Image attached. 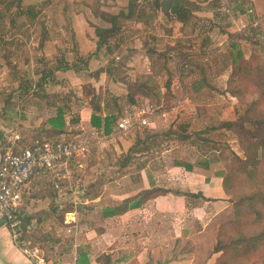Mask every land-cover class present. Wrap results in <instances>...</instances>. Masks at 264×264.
Segmentation results:
<instances>
[{
	"label": "crops",
	"instance_id": "0c3cea01",
	"mask_svg": "<svg viewBox=\"0 0 264 264\" xmlns=\"http://www.w3.org/2000/svg\"><path fill=\"white\" fill-rule=\"evenodd\" d=\"M234 1L242 5L249 4L247 8L253 6L254 14H248L245 10L238 20L232 19L225 27L215 25L214 31L217 29L219 32L213 36L207 33L210 39L204 36L208 39L205 46L209 49L220 46L224 52L223 45L228 42L234 44L229 49L231 61L225 73L218 70L211 75L201 66L198 69L197 64L191 60L193 53L190 49L181 51L178 42L167 43L177 46L167 51L177 52L179 82H174L175 75L167 67L171 85L165 87L168 93L178 96L167 103L165 95H157L156 103H150L156 111L144 117L146 124L137 122L127 132L117 133L111 129L108 134L101 128L90 127V99L93 93L101 95L102 117L115 113L117 108L121 110V117L130 112L128 108L139 105V98L144 91L142 88L147 89L145 85L135 86L130 94L120 82L106 79L105 71L108 69L103 64L108 62L105 54L113 53L109 46V39L113 36L108 39V45L100 48L89 60L85 58L73 63L67 61L68 51L60 49L56 46L59 45L57 42L45 37L43 46L38 47L40 60L48 54L51 57L52 54L60 53L59 63L68 65L69 69L54 71L41 86L36 85L38 82L31 86L35 89L30 86L18 88L20 109L17 116L22 125L21 131L10 127L9 102L2 104L0 157L3 140L12 131H16L22 138L24 134H29L52 140L71 139L84 135L82 131H85L90 146L88 161L80 166L75 165L72 179L62 182L59 190L53 189L40 176H36L23 188V202L19 209L22 239L30 241L31 247L34 245L33 235L38 246L42 243L50 244L47 248L39 246L44 264L212 263L211 257L214 254L211 251L218 231V220L225 221L233 214L232 202L223 188V173L230 156L236 152L233 147L235 135L226 129L211 127L221 121L236 118L232 109L235 99L227 94L228 100L201 101L200 94L204 91L223 92L227 87L235 57V40L231 41L229 34L239 36L236 41L242 43L241 52L244 57H248L253 48L261 55L262 50L257 46L264 43V24L260 28H251L256 18L264 17V0ZM16 3H26L28 7L32 5L38 11L44 2L17 0ZM191 9L195 16H199L194 7ZM35 10L32 11L36 13ZM78 11L81 12L79 15L82 20H73L74 43L78 54L87 57L96 50L97 36L94 28L86 21V13ZM116 14L112 12V15ZM176 22L182 31L191 26L190 20L186 24ZM100 26L109 27L110 24ZM118 26L121 30V19ZM192 28L197 31L195 26L192 25ZM114 39L119 41L117 37ZM0 40L2 44H8L9 38L0 37ZM222 41L224 43L220 44ZM187 44L190 46L191 43ZM163 57H167L166 53ZM100 59L104 63L96 65L95 62L98 64ZM186 65L192 69L194 67L199 73L192 69L183 73ZM60 71H64L65 76L75 78L85 77V71L86 77L90 78L92 93L79 110H73V102L67 97L44 89V85ZM191 71L197 77H193ZM106 91L107 99L104 97ZM120 91L122 94L125 92L130 105L124 106L119 101L122 97ZM36 93H43L46 97L41 98ZM112 95L116 97L117 106L112 102ZM59 109L64 114L60 124L54 126L48 119L54 118ZM151 189L159 191L139 207L121 211L125 199ZM21 245L13 239L6 225H0V264H39L23 252Z\"/></svg>",
	"mask_w": 264,
	"mask_h": 264
},
{
	"label": "rangeland",
	"instance_id": "374dc122",
	"mask_svg": "<svg viewBox=\"0 0 264 264\" xmlns=\"http://www.w3.org/2000/svg\"><path fill=\"white\" fill-rule=\"evenodd\" d=\"M40 1L44 3L37 11L32 5L29 7L25 5L26 3L18 5L16 3L17 0H0V37L9 38V41H7L8 44H2L0 40V109L5 101L9 102L11 112L9 114V124L12 130H14V128H19L21 131L22 127L17 116L19 113L18 110L20 109V92H18V88H28L29 86L35 85L39 77L54 68L61 59V54L58 53L52 54L51 57L48 54L44 59L40 60V55L37 54V42L41 37L42 26L44 25L43 28L45 27L46 39L57 42L59 45L56 44V46L69 52V54H67L68 63L80 62L82 59L86 58V55L83 56L78 54L77 45L74 43L75 33L72 28L74 19L79 18L82 20V16L79 15L81 12L78 10H81L82 14L86 13L85 17L87 23L91 22L98 25L107 24V26L109 23L105 21V17L112 15V12L117 14L121 11L124 13L129 12L127 6L129 0ZM157 2H159V0H139L135 2L131 9L133 12L130 18H122L121 30L118 33L116 32L117 34L112 35L114 38L117 37L119 41H116L113 37L109 39V46L112 48L113 53L112 55L105 54V58L108 59V62L104 63L102 59H100L98 64L95 62L96 65H102L104 63L103 67L106 66L108 69V71H105L107 75L106 79H115V82H120V85L125 87L128 93L135 90V86L145 85L147 87V89L142 88L144 91L140 96L141 98H139V105L137 107L128 108V111L139 107H148L151 105L150 103H156L157 95L161 97L165 95L167 103L172 102L178 96H173L167 92L165 79L161 74L162 70L160 69V64L162 58L160 53H166L167 59L164 58L166 60V66L171 70L172 74L175 75L174 82H179L177 77L178 68L176 67L178 55L175 50H166L167 43L172 44L178 42L179 45H181V51L190 49L193 53L191 60L197 64V68L201 66L207 69L211 75L216 74L218 70L225 73L231 61L229 51L232 47L231 42H228L227 45H223L225 47L224 52L220 46L209 49L205 44L208 42V39H210L209 34L212 33L213 36L215 32H219L217 29L214 31L215 25L225 27L224 25L231 23L232 19L238 20L239 16L249 9L247 8L249 4L246 5L243 3L242 5L237 1L233 2V0H172V6L168 12H165L167 14H165L161 11L162 7H158L156 4ZM174 5H187L197 10L199 16H194L189 22L191 25L190 27H192V25L195 26L197 31H194V28L190 29V27L184 28L183 31L180 30L181 28L176 22L173 13L170 12ZM223 6H225V11H221ZM251 8L253 9V6ZM32 10L37 12L35 13ZM247 13L254 14L253 12ZM202 14L206 16H201ZM263 24L264 23H260L259 26L252 25L253 27L248 26V28H260ZM204 36H206V38L208 37V39L204 38ZM144 41L148 42L147 46L144 45ZM188 42L191 43L190 46L187 44ZM223 43L224 41L220 44ZM241 44V42L238 43V41H235V53L233 54H236L237 51H242ZM193 45L195 47H192ZM52 46L51 44V47ZM148 48L154 49L155 52L147 51ZM257 48L262 50L260 58L261 66L264 70V43L257 46ZM95 51L98 52L97 48ZM112 58L113 60H111ZM83 64L84 62L82 66ZM79 65L81 66V64ZM83 69H85L84 66ZM99 69L100 67L94 71L96 72ZM190 69H192V67L189 65L184 66L183 73L190 71ZM192 70L196 71L194 67ZM83 72L85 77L80 76L75 78L65 76V72L60 71L44 85V89L50 92L56 91L57 95L67 97L73 102V110H79L84 103L88 101L89 95L92 93L91 83H89L90 78L86 77L87 73L85 71ZM196 72L197 74L199 73L198 71ZM192 76L197 77L195 73H192ZM133 81L136 82L134 83ZM31 88L35 89L33 87ZM104 88L105 87H103V89ZM120 93L122 97H120L121 99L119 98V101L124 106L130 105L128 98L125 96V92L122 94V91H120ZM181 93L182 92H180V94ZM104 95L106 98L107 91L104 92ZM226 96V94L219 91H204L200 94V100H215L217 102L228 100ZM257 97L258 93L251 90V88L238 98L240 101L234 97L235 100L232 109H234L235 117L241 115L246 108V104ZM248 127L252 128L250 125ZM82 132L84 135L80 136H86V132ZM24 136L22 141L26 142L36 135L28 134V136H26L24 134ZM3 142L5 145L6 137ZM233 147L234 151L243 157L236 136ZM233 187L235 199L242 197L245 191H249V189H251V184L247 179L243 178L235 182ZM233 216L234 208L233 214L228 216L230 218L225 221L218 220L219 225L233 219ZM34 237L33 235L32 241L34 243H32V245H34L32 247L36 246L40 252V244L38 246ZM42 245L45 248L50 246L49 243H42L40 246L41 248ZM218 255L219 254L212 255V262L215 261Z\"/></svg>",
	"mask_w": 264,
	"mask_h": 264
},
{
	"label": "trees",
	"instance_id": "16d2710c",
	"mask_svg": "<svg viewBox=\"0 0 264 264\" xmlns=\"http://www.w3.org/2000/svg\"><path fill=\"white\" fill-rule=\"evenodd\" d=\"M138 1L129 0L127 5L129 12L127 13L121 11L116 15L105 17V21L110 24L109 27L88 22L94 28L97 36V51L106 47L109 42L108 39L120 31L118 26L120 19L130 18L133 12L131 9L134 3ZM160 3V0L156 3L158 7H161ZM161 11L163 10L161 9ZM170 12L173 13L177 21L184 24L195 16L193 9L187 5H174ZM163 13L165 12L163 11ZM45 37L46 31L42 26L39 48L43 46ZM229 37L231 41L239 39L236 34H229ZM147 44L148 42L144 41V45L147 46ZM176 47L175 45H166V50ZM147 51L155 52L154 49L149 48ZM95 53L96 51L88 54L87 60ZM160 56L162 58L160 69L162 74L166 76L165 86L169 88L171 75L163 57L164 53H160ZM60 69L67 70L69 66L61 63L55 65L54 68L40 77L36 85L41 86L46 78ZM250 88L258 93V97L246 104L244 112L232 121H221L211 127L212 129H226L233 133L243 154L241 157L239 154L233 153L223 173V188L232 202L234 216L233 219L219 225L212 247V253L219 255L211 264H264V70L261 66L260 54L255 50H252L248 57H244L242 52L237 51L231 64L227 87L223 93L238 99ZM36 96L42 98L45 95L36 93ZM111 98L117 106L116 97L112 95ZM100 100L101 95L93 93L90 99L92 109L90 127L101 128L109 134L111 127L120 117L121 110L117 108L115 113L106 114L102 117ZM63 114L64 112L59 109L54 118L48 119L49 123L54 126L60 124ZM249 125L252 128H249ZM56 133L58 132L56 131ZM243 178L250 182L251 189L245 191L242 197L234 199L233 186L235 182ZM158 191V189L141 191L139 194L125 199L121 204V211L139 207ZM108 210L112 211L113 209L109 208Z\"/></svg>",
	"mask_w": 264,
	"mask_h": 264
},
{
	"label": "built area",
	"instance_id": "2783aa9c",
	"mask_svg": "<svg viewBox=\"0 0 264 264\" xmlns=\"http://www.w3.org/2000/svg\"><path fill=\"white\" fill-rule=\"evenodd\" d=\"M225 11V6L222 7ZM249 13L254 12L249 8ZM263 18H256L253 26H259ZM153 105L133 109L119 117L111 127L114 132H127L137 122L146 124L145 116L154 114ZM164 116V115H163ZM0 157V225L8 227L23 252L39 264H44L38 249L30 241H23L20 229L19 209L22 206L23 188L36 176H40L53 189L59 190L62 182L74 175L75 165L80 166L89 155L90 141L87 136L52 140L35 136L23 142L22 137L12 131L6 136Z\"/></svg>",
	"mask_w": 264,
	"mask_h": 264
},
{
	"label": "water",
	"instance_id": "95a60500",
	"mask_svg": "<svg viewBox=\"0 0 264 264\" xmlns=\"http://www.w3.org/2000/svg\"><path fill=\"white\" fill-rule=\"evenodd\" d=\"M172 6V0H162L161 7L164 12H168Z\"/></svg>",
	"mask_w": 264,
	"mask_h": 264
}]
</instances>
